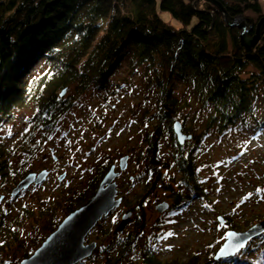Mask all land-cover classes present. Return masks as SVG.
<instances>
[{"label":"trees","instance_id":"1","mask_svg":"<svg viewBox=\"0 0 264 264\" xmlns=\"http://www.w3.org/2000/svg\"><path fill=\"white\" fill-rule=\"evenodd\" d=\"M215 1L233 19L247 18L248 13L258 15V21L264 17L261 0ZM162 13L170 17L164 19ZM256 27L252 26L251 37ZM124 64L151 80L160 110L156 130L172 137L171 166L154 154L155 136L147 137V165L154 180L150 175L152 183L145 185L144 192L153 186L159 168L172 167L177 179L164 174L160 178L161 188L171 192V211L193 196H207L192 165L195 150L209 132L221 139L232 131L241 136L246 131L255 139L264 129V95L259 90V85L264 87V27L259 44L247 51L240 29L226 24L219 8L208 0H0V192L11 191L29 173L28 163L69 109L70 100L59 94L72 88L76 98L90 87L108 90L110 76ZM28 108L33 112L20 133L7 140L4 129ZM177 122L191 138L184 145L177 143L173 133ZM173 181L176 192L170 185ZM99 183L96 180L88 194L76 200L71 192L61 191L39 209L37 217L25 206L8 228L3 224L9 212L0 211V264L20 241L16 229L30 219L46 220V224L50 220L45 230L51 234L61 223L57 214L67 216L86 204ZM26 193L11 197L8 204ZM144 195L130 208L136 221L132 233L124 237L104 231V242L93 258L103 252L108 254L105 264H163L153 233L142 236L146 243L136 248L138 234L144 231L137 204ZM148 202L145 199L143 207ZM262 221L264 217L248 228ZM248 246L219 262L214 253L209 254L206 262L262 264L264 248L253 256L250 251L257 248ZM130 253L134 256L127 259ZM184 264L203 263L194 256Z\"/></svg>","mask_w":264,"mask_h":264},{"label":"rangeland","instance_id":"2","mask_svg":"<svg viewBox=\"0 0 264 264\" xmlns=\"http://www.w3.org/2000/svg\"><path fill=\"white\" fill-rule=\"evenodd\" d=\"M261 3L264 7V0ZM247 16L236 19V22L246 27L245 31L240 29L241 36L251 38L252 26L259 22L258 15L248 13ZM161 17L168 19L170 16L162 13ZM150 81L144 73L133 72L132 68L124 64L110 76L108 90L90 87L76 98L71 95L72 88L67 92L63 90L65 93L60 97L70 100L69 109L61 116L50 140L46 141L37 156L28 163L25 171L29 173L22 180L30 174L38 175L43 171H48L49 177L40 186L33 184L13 205L8 203L20 181L11 191L0 192V211L9 212V217L3 224L5 228L11 225L19 210L25 206L33 209L37 217L39 209L43 205H49L61 191L71 192L72 200H76L96 180L101 182L109 168L114 166L120 173L116 183L123 203L104 218L85 241L86 244L96 242L97 249L93 255L99 253V247L104 242L103 232H115L132 204L144 195L145 185L150 186L152 183V174L148 171L150 165H147L148 136L154 135L156 138L153 143L155 154L163 163H171L170 154L174 151L172 137L166 133L161 135L156 130L160 110ZM259 90L264 95V87L259 85ZM32 112L33 109L28 108L4 129L7 140H14L18 136ZM243 132L244 136H241V132L232 131L221 139L214 132H209L205 136V142L195 150L192 168L206 191V198L193 196L187 204L171 211V192L163 190L157 178L155 190L146 196L150 191L148 190L144 195L146 197L142 199L143 204L147 198L149 202L145 207L142 205L139 208L143 221L141 229L144 231L143 234H138L136 248L145 245L146 239L142 236L153 233L157 239L154 244L158 259L163 264H184L194 256L201 263L208 264L206 258L209 254H216L225 244L227 232L241 234L249 229V224L264 217V129L255 139H251L246 131ZM123 157H128V165L127 170L121 172L119 163ZM158 171L161 172L157 174L160 177L164 174L177 179L172 167L168 170L159 168ZM63 175L65 179L59 180ZM152 176L154 180V175ZM175 184V181L170 183L176 192L178 187ZM164 202L168 203L169 208L160 213L156 206ZM138 204L137 208L141 206ZM64 214H57L58 224L66 217ZM130 219L119 236L127 237L134 230V213ZM45 221L30 219L16 229L20 241L11 248L10 256L2 264H20L41 246L50 235L45 230V225L48 227L51 224L50 220L49 224ZM263 235L264 229L251 236L245 244L249 245V249L257 248L250 251L251 255L254 256L264 248ZM260 243L262 244L259 245ZM240 251L235 255L240 254ZM93 255L81 263H106L108 254L102 252L94 258ZM133 256L130 253L127 259Z\"/></svg>","mask_w":264,"mask_h":264},{"label":"water","instance_id":"3","mask_svg":"<svg viewBox=\"0 0 264 264\" xmlns=\"http://www.w3.org/2000/svg\"><path fill=\"white\" fill-rule=\"evenodd\" d=\"M208 1L219 8L221 14L225 16L226 24L230 27H237L243 31L246 30L244 25H239L236 19L228 15L227 11L220 3L215 0ZM263 27L264 17L258 22L253 37L247 38L241 36V43L247 51L259 44ZM64 93L65 91H62L59 96H63ZM173 130L179 145H184L186 141L191 139L182 132V126L179 122L173 125ZM126 165H128V157L121 158L119 163L121 172L127 170ZM119 174L116 168L111 166L105 176L102 177L103 179L99 183L98 188H96V192L89 201L67 215L56 230L51 232L45 241L41 243V246L30 257L22 260L20 264H80L86 259L91 258L94 251L97 249V244L96 242L86 244L85 241L93 230H95L97 225L123 203V198L119 196L118 185L116 183ZM48 177V171H43L38 175H28L24 180L20 181L18 187L12 192V197H17L20 192L28 190L33 184L35 186L42 185ZM158 177H160V175H158ZM63 179H65V175L59 178L61 181ZM157 182L158 180L156 179L146 196L155 190ZM118 196L119 199H117ZM140 205L141 206L138 208L141 209L143 200L140 202ZM168 208V203L165 202L156 206V210L160 213H164ZM132 213V211H128L122 217L120 225L115 233H123L125 227L131 220ZM263 229L264 221H262V223L259 222V224L254 225L241 234L233 231L227 232V234H225L226 242L215 256H213L214 260L232 257L246 246L245 244H247L251 236Z\"/></svg>","mask_w":264,"mask_h":264},{"label":"flooded vegetation","instance_id":"4","mask_svg":"<svg viewBox=\"0 0 264 264\" xmlns=\"http://www.w3.org/2000/svg\"><path fill=\"white\" fill-rule=\"evenodd\" d=\"M157 178H158V180H159V182H160V178H161V177H157ZM157 178H156V179H157ZM159 186H161V183H160V185H159ZM130 211H131V210H130ZM132 212H133V211H132Z\"/></svg>","mask_w":264,"mask_h":264}]
</instances>
